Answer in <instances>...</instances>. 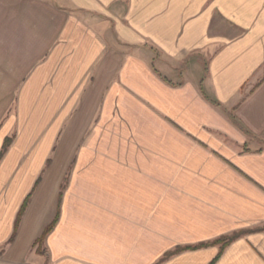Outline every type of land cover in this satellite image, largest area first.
<instances>
[{
    "label": "crops",
    "instance_id": "1",
    "mask_svg": "<svg viewBox=\"0 0 264 264\" xmlns=\"http://www.w3.org/2000/svg\"><path fill=\"white\" fill-rule=\"evenodd\" d=\"M6 140L0 264H264V0H0Z\"/></svg>",
    "mask_w": 264,
    "mask_h": 264
},
{
    "label": "trees",
    "instance_id": "2",
    "mask_svg": "<svg viewBox=\"0 0 264 264\" xmlns=\"http://www.w3.org/2000/svg\"><path fill=\"white\" fill-rule=\"evenodd\" d=\"M204 97L211 104H213L216 107H219L217 103H215L214 101H211L205 95H204ZM230 120L239 128V126L237 125V123L232 118H230ZM8 145H9V140H6L5 143H4V145H3L2 152L0 153V157L3 155V153L5 152V150L8 147ZM60 196H61V193H60ZM22 213H23V209L21 210V212L19 214V217H20V215H22ZM17 222H18V220H17ZM56 222H57V217L51 222V224H49L43 230V232L40 235V237L35 240L34 247L37 248L39 245H41L42 243H44L46 236L52 231V229L54 228ZM248 232H251V231L234 232L231 235L221 236V237H219V238H217V239H215L213 241L198 244L197 246L193 247L192 249H199V248H204V247H207V246L219 245L220 246V249L222 250L224 247H226L232 241L236 240L237 238H239L240 236H242V235H244L245 233H248ZM186 249H188V248L177 247L173 251H170V252L165 253L164 256L161 258L160 261H163V260L169 258L170 256H172L174 254H177V253H179L181 251H184ZM37 252L39 253V250L38 249H37Z\"/></svg>",
    "mask_w": 264,
    "mask_h": 264
},
{
    "label": "rangeland",
    "instance_id": "3",
    "mask_svg": "<svg viewBox=\"0 0 264 264\" xmlns=\"http://www.w3.org/2000/svg\"><path fill=\"white\" fill-rule=\"evenodd\" d=\"M213 107H215V109L216 110H220V111H222L225 115H232L231 114V112L229 111V110H227V107H224V108H222V107H216V106H213ZM234 126H236L234 123H232ZM237 127V126H236ZM240 129V128H239ZM244 134H246V136L248 135L247 133H244ZM220 138H222V136H219ZM222 140H224V139H222ZM244 151H248L245 147H244V149H243ZM220 158V157H219ZM39 250V253H43L44 254V251H45V247H44V243H42L41 245H39L37 248H36V250Z\"/></svg>",
    "mask_w": 264,
    "mask_h": 264
}]
</instances>
